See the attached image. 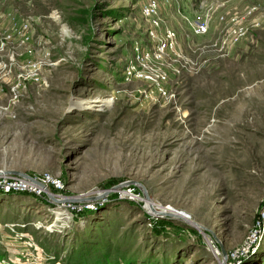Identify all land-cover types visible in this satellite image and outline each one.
Here are the masks:
<instances>
[{"label":"rangeland","instance_id":"rangeland-1","mask_svg":"<svg viewBox=\"0 0 264 264\" xmlns=\"http://www.w3.org/2000/svg\"><path fill=\"white\" fill-rule=\"evenodd\" d=\"M1 173L101 197L0 193V264H264V0H0Z\"/></svg>","mask_w":264,"mask_h":264},{"label":"built area","instance_id":"built-area-1","mask_svg":"<svg viewBox=\"0 0 264 264\" xmlns=\"http://www.w3.org/2000/svg\"><path fill=\"white\" fill-rule=\"evenodd\" d=\"M155 10L156 5L154 3H149L144 7V12L147 16H151V13H155ZM195 28L198 30V32H201L202 30L199 24H197ZM3 175L4 173L0 174V193H26L31 196L41 197L42 194H47L49 187L57 193L62 192V190H64L65 188L63 182L59 179V177L50 174H44L35 177L31 176L32 180L25 179L19 175L12 177ZM57 198L59 200H63V197L61 195H58ZM120 198L132 202L139 200V197L134 194L133 188H128V191L126 193H120L119 199ZM48 202L52 201L49 199ZM76 207L77 206H75L74 208Z\"/></svg>","mask_w":264,"mask_h":264},{"label":"water","instance_id":"water-1","mask_svg":"<svg viewBox=\"0 0 264 264\" xmlns=\"http://www.w3.org/2000/svg\"><path fill=\"white\" fill-rule=\"evenodd\" d=\"M19 176L25 178V179H28V180H32V177L27 175V174H18ZM128 185H130V183H126V184H123V185H120L118 186L117 188L115 189H121L122 187H127ZM143 192H144V198L146 201H149L150 202V198L148 196V193L145 189H143ZM107 194H109L110 192H105ZM48 196L50 198V200L54 203H62V202H68V203H86V202H94L95 200L99 199V197L101 196H98L96 198H64L63 200H59L57 198L54 197V195L52 193H50L48 191ZM151 205V204H150ZM151 214L155 215V216H168V217H175V218H178V219H182V217H180L177 212L175 211H169L168 209H165V210H156L152 207L151 205V208H149ZM182 214V213H181ZM188 217V216H187ZM198 227L202 228L200 225H197ZM223 255L225 256V252L223 251Z\"/></svg>","mask_w":264,"mask_h":264},{"label":"trees","instance_id":"trees-1","mask_svg":"<svg viewBox=\"0 0 264 264\" xmlns=\"http://www.w3.org/2000/svg\"><path fill=\"white\" fill-rule=\"evenodd\" d=\"M113 196V199L114 200H119L118 198H119V195L118 194H114V195H112ZM127 203H129V204H131V205H135L136 203L135 202H132V201H126ZM84 214V213H83ZM94 214H95V212H92V211H87V212H85V214L84 215H86L87 217H91V216H94ZM165 221H160V222H157L158 223V225L159 224H162V223H164Z\"/></svg>","mask_w":264,"mask_h":264},{"label":"bare ground","instance_id":"bare-ground-1","mask_svg":"<svg viewBox=\"0 0 264 264\" xmlns=\"http://www.w3.org/2000/svg\"><path fill=\"white\" fill-rule=\"evenodd\" d=\"M183 219V218H182ZM186 222H188L187 220H185Z\"/></svg>","mask_w":264,"mask_h":264},{"label":"crops","instance_id":"crops-1","mask_svg":"<svg viewBox=\"0 0 264 264\" xmlns=\"http://www.w3.org/2000/svg\"><path fill=\"white\" fill-rule=\"evenodd\" d=\"M7 174H10V173H7Z\"/></svg>","mask_w":264,"mask_h":264}]
</instances>
